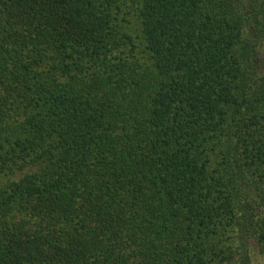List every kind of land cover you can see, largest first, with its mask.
I'll list each match as a JSON object with an SVG mask.
<instances>
[{
	"label": "trees",
	"instance_id": "1",
	"mask_svg": "<svg viewBox=\"0 0 264 264\" xmlns=\"http://www.w3.org/2000/svg\"><path fill=\"white\" fill-rule=\"evenodd\" d=\"M264 264V0H0V264Z\"/></svg>",
	"mask_w": 264,
	"mask_h": 264
},
{
	"label": "rangeland",
	"instance_id": "2",
	"mask_svg": "<svg viewBox=\"0 0 264 264\" xmlns=\"http://www.w3.org/2000/svg\"><path fill=\"white\" fill-rule=\"evenodd\" d=\"M252 264H259V262L257 261V262H253Z\"/></svg>",
	"mask_w": 264,
	"mask_h": 264
}]
</instances>
